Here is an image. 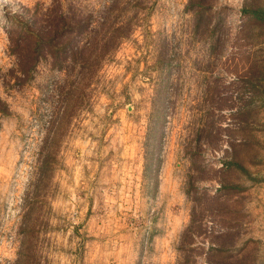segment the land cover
<instances>
[{
	"label": "rangeland",
	"instance_id": "obj_1",
	"mask_svg": "<svg viewBox=\"0 0 264 264\" xmlns=\"http://www.w3.org/2000/svg\"><path fill=\"white\" fill-rule=\"evenodd\" d=\"M58 4L89 70L18 55ZM256 7L0 0V264H264Z\"/></svg>",
	"mask_w": 264,
	"mask_h": 264
},
{
	"label": "trees",
	"instance_id": "obj_2",
	"mask_svg": "<svg viewBox=\"0 0 264 264\" xmlns=\"http://www.w3.org/2000/svg\"><path fill=\"white\" fill-rule=\"evenodd\" d=\"M58 7V8H57ZM57 7L50 8V12L47 15L45 21L42 19L39 27L33 29L28 27L23 35H26L27 39L25 42L19 40L15 42V46L21 47L18 55L20 58L25 57L27 54L31 55L32 61L35 59L34 56L38 54L39 49L34 48V46H49L52 53L55 56L72 55L77 59H80L82 64V69H90V57L91 54L97 52L94 48L93 39L86 41L83 46L73 44L74 33H82L87 24H84L83 20L75 19L74 15L65 16L62 11H59V4ZM249 13L258 23L264 24V8L256 7L249 9ZM95 35V34H94ZM59 58V57H57ZM62 58V57H61ZM22 69L27 68L28 65L25 63L21 65ZM24 67V68H23Z\"/></svg>",
	"mask_w": 264,
	"mask_h": 264
}]
</instances>
